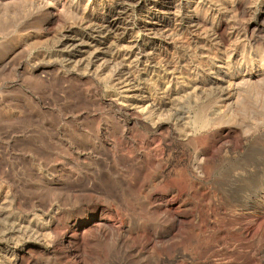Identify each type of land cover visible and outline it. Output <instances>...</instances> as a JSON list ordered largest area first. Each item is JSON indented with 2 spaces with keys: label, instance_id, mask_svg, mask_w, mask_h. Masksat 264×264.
<instances>
[{
  "label": "rangeland",
  "instance_id": "374dc122",
  "mask_svg": "<svg viewBox=\"0 0 264 264\" xmlns=\"http://www.w3.org/2000/svg\"><path fill=\"white\" fill-rule=\"evenodd\" d=\"M189 1L215 35L193 33L186 10L181 24L167 15L183 32L157 41L165 58L128 40L106 54L148 62L133 83L83 74L60 46L124 0H0V264H264V1ZM222 62L218 90L208 81Z\"/></svg>",
  "mask_w": 264,
  "mask_h": 264
},
{
  "label": "bare ground",
  "instance_id": "6f19581e",
  "mask_svg": "<svg viewBox=\"0 0 264 264\" xmlns=\"http://www.w3.org/2000/svg\"><path fill=\"white\" fill-rule=\"evenodd\" d=\"M182 1V0H181ZM180 0H124V2L122 3V5H121V9H120V12H119V14H116V15H112L111 17H110V19H108V21L105 23V25L101 28V27H98L99 29H91V30H89L88 31V33L87 34H85V35H76V34H72V35H70L69 34V36L67 35V37H65L64 38V36H63V41H61L60 43H61V45L60 46H62L63 47V52H64V54H65V56H66V58H67V63H68V66H70V67H73V68H77V69H79V70H81L82 72H83V74L84 73H87V74H89V75H91L92 74V76H94V78L96 77V78H98V77H101V75H105L106 73H110L113 77L115 76V77H117V78H115V79H117V82H125V81H128L129 82V80H131L132 79V81L131 82H133V80L135 79V77H137V76H135V66L137 65V63H138V61H139V59H140V57H136V59H134L133 61H130L131 59H133V58H131L130 60L129 59H126V60H124V62L121 64L120 63V61L118 60V59H116V57H114V56H112V55H110V56H112V57H114V59H116V61L118 62L119 61V63L122 65V70L121 69H119L120 68V66H119V68H117V66H116V68H115V64H114V62L115 61H113V59L112 58H110V57H108V56H106V54L107 53H110V51L112 50V49H114L115 47H117V46H119L121 43H123V42H125V41H127V43L129 44H127L126 42V44L129 46V48L130 49H128V50H134V49H136L137 51H140V53L141 54H145V55H147V56H149L151 59H149V62H150V60H153L154 58L156 59L157 58V60L159 59L160 60V58H162L163 57V52H162V50H161V48H160V46H158L157 45V41L158 40H162V41H164V42H167L168 44H171V43H173V42H179V40H181L180 38H179V36H180V34H178V32L179 31H176V30H174L173 28H172V26H170V25H168V23L166 22V20H164L165 18H166V16L167 15H171V17L172 16H174V18L178 21V22H180V24H181V18H182V16L180 17V15H179V13L180 12H182V11H184V10H186L187 11V13L188 14H191V19L193 18V19H195V20H191V21H188V27L193 31V33L195 32L197 35H200L202 38L203 37H209V36H211V35H213V34H209L210 32L209 31H207V29H206V31L207 32H209L208 34H209V36H208V34H207V32H205V31H203L202 30V28H201V26H200V23H198L199 21H200V18L202 19V17H200L199 18V16L194 12V10L195 9H193V7L192 6H189V2H187L185 5L183 4V2H181ZM202 1V0H201ZM206 1V0H205ZM204 1V2H205ZM214 1V0H213ZM218 1V0H217ZM229 1V0H228ZM231 1V0H230ZM236 1V0H235ZM240 1V0H239ZM244 1V0H243ZM242 1V2H243ZM252 1V0H251ZM261 1V0H260ZM264 1V0H263ZM195 2V1H194ZM204 2L202 3V4H204ZM214 2H216V1H214ZM191 3V2H190ZM197 3V2H196ZM199 4H200V2H198ZM208 3V2H207ZM212 3V2H211ZM221 3V2H220ZM219 3V5H222V4H220ZM223 3V2H222ZM233 3V2H232ZM232 3H231V5H232ZM248 3V2H247ZM251 3V2H250ZM192 4V3H191ZM199 4H196V5H199ZM201 4V5H202ZM205 4H206V2H205ZM234 4V3H233ZM193 5H195V3L193 4ZM213 5V4H212ZM215 5H217V4H215ZM219 5H217L218 7H219ZM223 7V6H222ZM228 7V6H227ZM229 7H230V5H229ZM231 7H233L234 8V6H231ZM49 8V7H48ZM137 9L138 11H142V10H146L147 11V13H145L144 14V17L142 18V19H140V20H137V19H139V18H133V16L132 15H130L131 14V10L132 9ZM210 8H212L211 6H210ZM210 8H208V11H209V9ZM215 8L216 9H218L216 6H215ZM233 8L231 9L232 11H234L233 10ZM214 9V8H213ZM219 9H221V8H219ZM225 9V7H223V10ZM230 9V8H229ZM197 10V9H196ZM204 10V9H203ZM203 10H201V11H203ZM225 10H227V9H225ZM198 11V10H197ZM204 11H207V10H204ZM207 11V12H208ZM216 11V10H215ZM220 11V10H219ZM230 11V10H229ZM228 11V12H229ZM207 12H206V15H207ZM210 12V11H209ZM217 12V11H216ZM221 12V11H220ZM223 12V11H222ZM221 12V13H222ZM224 12H226V11H224ZM227 12V13H228ZM264 12V11H263ZM43 13V12H42ZM133 13V12H132ZM205 13V12H204ZM203 12L201 13V14H204ZM218 13V12H217ZM99 14V13H98ZM185 14V13H184ZM201 14H200V16H201ZM229 14H231L230 12H229ZM261 14V13H260ZM49 15V14H48ZM213 15V14H212ZM223 15V14H222ZM104 16V15H103ZM188 16V15H187ZM190 16V15H189ZM188 16V17H189ZM203 16V20H204V17H206L205 15H202ZM210 16V15H209ZM216 16H218V15H216ZM228 16V15H227ZM232 16H233V13H232ZM231 16V17H232ZM184 17V16H183ZM185 17H186V15H185ZM212 17V16H211ZM219 17V16H218ZM217 17V18H218ZM233 17H235V16H233ZM190 18V17H189ZM188 18V19H189ZM210 18V17H209ZM213 18H215V17H213ZM228 18H230V17H227V19ZM97 19V18H96ZM101 19H102V17H101ZM172 19V18H171ZM227 19H225V20H227ZM170 20V19H169ZM168 20V21H169ZM187 20V19H186ZM202 20V21H203ZM222 20V19H221ZM224 20V21H225ZM231 20V19H230ZM201 21V22H202ZM216 21V20H215ZM218 21V20H217ZM220 21V20H219ZM227 21H229V20H227ZM206 24H208V26L209 25H212V26H214L215 24H214V20L213 19H208V17L206 18ZM204 22V23H205ZM221 22V21H220ZM223 23V22H222ZM229 23V22H228ZM203 24V23H202ZM231 24H232V21H231ZM231 24H230V26H231ZM86 25V24H85ZM103 25V24H102ZM229 25V24H228ZM221 26V25H220ZM226 26H227V24H226ZM230 26H229V28H230ZM90 27V26H89ZM93 27V26H92ZM175 27V26H174ZM203 27V26H202ZM232 27V26H231ZM204 28V27H203ZM210 28H211V26H210ZM216 28V27H215ZM88 29V28H87ZM179 29V28H178ZM214 29V28H213ZM233 29V28H232ZM180 30V29H179ZM186 30V29H185ZM189 30V29H188ZM227 30H229V29H227ZM182 32H183V30H181ZM180 31V32H181ZM192 31H189L190 33L192 32ZM214 31V30H213ZM67 32V31H66ZM179 32V33H180ZM72 33V32H71ZM184 33H185V31H184ZM212 33V32H211ZM216 33V32H215ZM79 34V33H78ZM137 34H141V35H143L144 37H145V40H143V41H139L137 38H138V36H137ZM65 35V36H66ZM92 35H94L95 37H93ZM140 35V36H141ZM182 35V34H181ZM185 35V34H184ZM183 35V36H184ZM215 35V34H214ZM199 36V37H200ZM180 37H182V36H180ZM185 37H186V35H185ZM188 37V36H187ZM186 37V38H187ZM215 37V36H214ZM184 38V37H183ZM189 38V37H188ZM144 39V38H143ZM197 39V38H196ZM207 39V38H206ZM214 39V38H213ZM62 40V39H61ZM183 40V39H182ZM201 40V39H200ZM187 42L189 41V40H186ZM199 41V40H198ZM203 41V40H202ZM210 41V40H209ZM159 42V41H158ZM184 42V41H183ZM187 42H185L186 43V45H187ZM201 42V41H200ZM206 42V41H205ZM69 43H72L74 46V48L73 49H70L69 48V46H70V44ZM124 43V44H125ZM166 43V44H167ZM182 43V42H181ZM203 43H204V41H203ZM213 43V42H212ZM167 44V45H168ZM200 44V43H199ZM198 44V45H199ZM132 45V46H131ZM166 45V46H167ZM172 45V44H171ZM180 45V44H179ZM178 45V46H179ZM184 45V44H183ZM198 45H197V47H198ZM208 45H210V44H208ZM187 46H189V45H187ZM186 46V47H187ZM203 46H204V44H203ZM235 46H236V44H235ZM71 47V46H70ZM120 47H122V46H120ZM125 47V46H124ZM180 47V46H179ZM202 46H200V48H201ZM205 47H207V45L205 46ZM233 47V46H232ZM238 47V46H237ZM244 47V46H243ZM183 48V47H182ZM189 48V47H188ZM208 48H211L210 46L208 47ZM61 49V48H60ZM126 49H127V47H126ZM165 49V48H164ZM187 49V48H186ZM193 49V48H192ZM195 49V48H194ZM211 49H213V48H211ZM237 49H239V48H237ZM171 50V49H170ZM174 49H172V51H173ZM189 49H187V51H188ZM209 50V49H208ZM234 50H236V49H234ZM186 51V50H185ZM191 51V50H190ZM195 51H196V49H195ZM201 51V50H200ZM237 51V50H236ZM239 51V50H238ZM237 51V52H238ZM242 51V50H241ZM245 51V50H244ZM116 52H118V49H117V51ZM116 52H114V53H116ZM134 52V51H133ZM167 52H168V50H167ZM189 52V51H188ZM199 52V51H198ZM211 52V51H210ZM231 52H233V51H231ZM112 53V52H111ZM132 53V52H131ZM135 53H137V52H135ZM134 53V54H135ZM173 53V52H172ZM171 53V54H172ZM194 53V52H193ZM206 53V52H205ZM205 53H203L204 55H202V56H205ZM242 53V52H241ZM113 54V53H112ZM127 54V53H126ZM125 54V55H126ZM170 54V53H169ZM170 54V55H171ZM184 54V53H183ZM201 54V53H200ZM213 54V57H214V60H217V59H215L216 58V56H214V53H212ZM228 54H229V56H231L232 54L230 53V52H228ZM227 54V55H228ZM231 54V55H230ZM238 54V53H237ZM254 54V53H253ZM32 55V54H31ZM117 56H118V54H116ZM137 55V54H136ZM167 55V54H166ZM170 55H168V57H170V59L172 60H174L175 58H171V56ZM189 55V54H188ZM195 55V54H194ZM193 55V56H194ZM209 55V54H208ZM226 55V57H229V56H227ZM241 55V54H240ZM239 55V57H241ZM248 55V54H247ZM209 56H211V54L209 55ZM208 56V57H209ZM236 56V55H235ZM244 56V55H243ZM62 57H64V56H62ZM126 57V56H125ZM133 57V56H132ZM189 57H190V55H189ZM199 57H200V55H199ZM224 58V56L222 55V56H220V59L221 58ZM245 57H247V56H245ZM249 57V56H248ZM247 57V58H248ZM66 58H64V59H66ZM123 59H124V57H122ZM127 58H128V55H127ZM163 58H165V57H163ZM187 58V57H186ZM193 58H195V57H193ZM202 58V57H201ZM232 58V57H231ZM250 58V57H249ZM122 59V60H123ZM145 59V58H144ZM147 59V58H146ZM183 59V58H182ZM195 59H197V58H195ZM195 59H193V60H195ZM204 59H205V57H204ZM210 59V58H209ZM219 59V61H221ZM225 59H227V58H224V60ZM237 59V58H236ZM240 59V58H239ZM243 59V58H242ZM242 59H241V61H242ZM168 60V59H167ZM170 60V61H171ZM191 60H192V58H191ZM199 60V59H198ZM197 60V61H198ZM206 60V59H205ZM210 60H212V59H210ZM229 60V59H228ZM253 60V59H252ZM264 60V59H263ZM65 61V62H66ZM155 61V60H154ZM164 61V60H163ZM176 61V60H175ZM179 61V60H178ZM187 61H188V59H187ZM186 61V62H187ZM196 61V60H195ZM196 61V62H197ZM232 61H234V60H232ZM261 61V60H260ZM140 62V61H139ZM152 62V61H151ZM159 62V61H158ZM168 62V61H167ZM173 63H174V61H172ZM171 62V63H172ZM189 62V61H188ZM194 62V61H193ZM203 62H205V61H203ZM212 62H214V61H212ZM239 62V61H238ZM247 62V61H246ZM248 62H251V59H250V61H248ZM66 63V64H67ZM141 64L142 63H145V62H140ZM147 64H148V62H146ZM145 63V64H146ZM157 63V62H156ZM160 63V62H159ZM175 63H177V62H175ZM185 63V62H184ZM190 63V62H189ZM199 63H201L200 61L198 62V64ZM237 62L235 61V62H233V64H236ZM34 64V63H33ZM152 64H155L154 62L152 63ZM178 65H180L179 63H177ZM191 64V63H190ZM195 64V63H194ZM206 64V63H205ZM229 64V63H228ZM238 64V63H237ZM240 64H242V62L240 63ZM247 64V63H246ZM250 64H253V63H250ZM143 65V64H142ZM161 65V64H160ZM174 65V64H173ZM200 65V64H199ZM202 65V64H201ZM209 65V64H208ZM213 65L214 64H212V67H213ZM218 65V64H217ZM230 65V64H229ZM248 65V64H247ZM146 66V65H145ZM144 66V67H145ZM158 66V65H157ZM175 66V65H174ZM182 66V65H181ZM186 66H187V64H186ZM226 66H227V63H226V65H225V63L224 62H222V64H220V66H219V68L217 69V66H216V68L215 69H212V70H210V73H211V78H210V80L208 81V83H209V86L210 87H212V88H219V87H221L220 86V83H222V82H224V81H226L227 80V78H228V76H227V74L225 73V69H227L228 68V66H227V68H226ZM239 66V65H238ZM250 66H252V65H250ZM140 67H142V66H140ZM168 67H169V65H168ZM178 67V66H177ZM230 67H231V65H230ZM236 67V66H235ZM240 67V66H239ZM238 67V68H239ZM243 67V65L241 66V68ZM244 67H246V65L244 66ZM249 67V66H248ZM167 68V67H166ZM171 68V67H170ZM169 68V69H170ZM174 68V67H173ZM183 68V67H182ZM189 68V67H188ZM232 68V67H231ZM138 69H140V68H138ZM141 69H143V68H141ZM168 69V68H167ZM177 69V68H176ZM192 69V68H191ZM209 69H211V68H209ZM230 69V68H229ZM237 69V68H236ZM263 69V68H262ZM173 70L174 69H171V71L173 72ZM185 70V69H184ZM207 70V69H206ZM231 70V69H230ZM239 70V69H238ZM241 70V69H240ZM240 70H239V73H240ZM252 70H253V67H252ZM257 70V69H256ZM255 70V71H256ZM105 71H108V72H106L105 74H103V72H105ZM175 71V70H174ZM177 71V70H176ZM187 71H189V69L187 70ZM187 71H186V73H187ZM192 71V70H191ZM191 71H189V72H191ZM202 71V70H201ZM227 72H228V70H226ZM249 71V70H248ZM136 72H137V70H136ZM178 72H179V70H178ZM182 72V71H181ZM185 72V71H184ZM188 72V74L191 76L192 75V73L190 74ZM230 72V71H229ZM232 72V71H231ZM230 72V73H231ZM234 72V71H233ZM242 72V71H241ZM261 72V71H260ZM264 72V71H263ZM262 72V73H263ZM143 73V72H142ZM180 73V72H179ZM195 73V72H194ZM109 74V75H110ZM139 74V73H138ZM174 74V73H173ZM185 74V73H184ZM233 74V73H232ZM241 74V73H240ZM242 74H244V73H242ZM247 74V73H246ZM180 75V74H179ZM186 75V74H185ZM195 75V74H194ZM197 75V74H196ZM238 75V74H237ZM236 75V76H237ZM77 76V75H76ZM133 77V78H130V77ZM193 76V75H192ZM191 76V78L194 80L193 82H195L196 80L193 78ZM231 76V75H230ZM248 76V75H247ZM256 76H258V75H256ZM263 76V75H262ZM106 77V76H105ZM197 77V76H196ZM233 77V76H232ZM244 77V76H243ZM250 77V76H249ZM109 78V77H108ZM172 78V77H171ZM190 78V79H191ZM241 78V77H240ZM197 79H199V78H197ZM203 79V78H202ZM230 79H231V77H230ZM239 79V78H238ZM206 80V79H205ZM208 80V79H207ZM243 80V79H242ZM242 80L241 81H239L240 83H243L242 82ZM112 81V80H111ZM189 81V80H188ZM190 81H192V80H190ZM204 81V80H203ZM231 81V80H230ZM245 81V80H244ZM113 82V81H112ZM115 82V81H114ZM130 82V84H132ZM228 82H229V79H228ZM237 82V81H236ZM238 82V83H239ZM246 82V81H245ZM127 83V82H126ZM134 83V82H133ZM165 83V82H164ZM191 83V82H190ZM112 84V83H111ZM113 84H115V83H113ZM170 84V83H169ZM192 84V83H191ZM195 84V83H194ZM197 84V83H196ZM255 84V83H254ZM120 85H123V84H120ZM133 85V84H132ZM131 85V86H132ZM135 85V84H134ZM200 85V84H199ZM206 85V84H205ZM236 85H238V84H236ZM260 85V84H259ZM125 86H126V84H125ZM191 86H193V85H191ZM206 86H208V85H206ZM205 86V87H206ZM247 86V85H246ZM257 86V85H256ZM194 87H196V86H194ZM121 88V87H120ZM126 88V87H125ZM165 88V87H164ZM167 88V87H166ZM186 88V87H185ZM197 88H198V86H197ZM196 88V89H197ZM127 89V88H126ZM143 89V88H142ZM175 89V88H174ZM204 89V88H203ZM206 89V88H205ZM237 89V88H236ZM121 90H122V88H121ZM124 90V89H123ZM129 90V89H128ZM157 90V89H156ZM207 90H209V89H207ZM218 90H220V89H218ZM161 91V90H160ZM168 91V90H167ZM166 91V92H167ZM172 91V90H171ZM175 91V90H174ZM206 91V90H205ZM158 92V91H157ZM165 92V93H166ZM176 92V91H175ZM180 92V91H179ZM194 92V91H193ZM204 91H202V93H203ZM207 92V91H206ZM212 92H214V91H212ZM220 92V91H219ZM162 93V92H161ZM160 93V94H161ZM178 93V92H177ZM181 93H183V92H181ZM243 93H244V91H243ZM159 94V95H160ZM164 94V93H163ZM170 94V93H169ZM173 94V93H172ZM221 94H223V93H221ZM245 94V93H244ZM127 95V94H126ZM146 95V94H145ZM158 95V94H157ZM182 95V94H181ZM161 96V95H160ZM162 96H164V95H162ZM165 96H167L166 94H165ZM171 96V95H170ZM175 96V95H174ZM233 96V95H232ZM137 96H133V98L132 99H134L135 98V100H137V98H136ZM150 98L152 97V96H149ZM168 97V96H167ZM167 97H165V99L167 98ZM171 97H173V96H171ZM246 97V96H245ZM139 98H140V95H139ZM153 98V97H152ZM161 98V97H160ZM170 98V97H169ZM178 98V97H177ZM219 98V97H218ZM111 99V98H110ZM159 99V98H158ZM168 99V98H167ZM228 99V98H227ZM235 99V98H234ZM150 100V99H149ZM155 100V99H154ZM157 101V100H156ZM167 101V100H166ZM215 101V100H214ZM117 102V101H116ZM136 102H139V101H135V103L133 104V106H134V108L136 109V110H138L139 112L140 111H146V109H147V111H148V109H149V111H150V113H149V111H148V113L149 114H151V110H153L154 108L156 109V106H154L153 108H152V105L150 106L149 104V106L147 105V106H145L144 104H143V106H138V103H136ZM153 102V101H152ZM159 102V101H158ZM139 103H141V102H139ZM148 103V102H147ZM171 103V102H170ZM173 103V102H172ZM171 103V104H172ZM123 104V103H122ZM159 104V103H158ZM219 104V103H218ZM141 105V104H140ZM153 105H155L154 103H153ZM226 105V104H225ZM158 106H160L161 107V105L159 104ZM166 106V105H165ZM131 107H132V105H131ZM174 107V106H173ZM168 108V107H167ZM171 108V107H170ZM133 109V108H132ZM164 109V108H163ZM159 110V109H158ZM249 110V109H248ZM154 112V111H153ZM147 112H146V114H148ZM156 114V113H155ZM160 114V113H159ZM146 117V116H145ZM147 118V117H146ZM145 118V119H146ZM148 119V118H147ZM159 119V118H158ZM146 121V120H145ZM153 122H156L155 120H152ZM153 122H151V123H153ZM147 123V122H146ZM149 123V122H148ZM150 124V123H149ZM182 136V135H181ZM6 199V198H5ZM3 205H4V203H2ZM2 208H1V206H0V210H1ZM3 209H4V206H3ZM5 210V209H4ZM4 210L2 211V212H4ZM1 212V211H0ZM0 215H2V216H6V214H4V213H2V214H0ZM5 216H4V218H5ZM9 222V221H8ZM34 229V228H33ZM29 234H30V232H29ZM37 235H39V234H36L35 236H37ZM44 234H42V236H43ZM14 236V235H13ZM41 236V237H42ZM39 237V236H38ZM38 239H40V238H38ZM37 239V240H38ZM42 239V238H41ZM9 240V239H8ZM31 241V240H30ZM39 242H40V240H38ZM46 243V242H45Z\"/></svg>",
  "mask_w": 264,
  "mask_h": 264
}]
</instances>
